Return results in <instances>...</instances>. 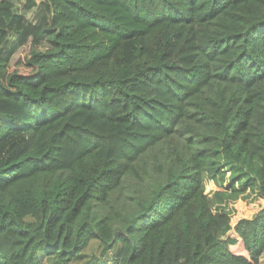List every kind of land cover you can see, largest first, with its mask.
<instances>
[{
	"label": "trees",
	"instance_id": "1",
	"mask_svg": "<svg viewBox=\"0 0 264 264\" xmlns=\"http://www.w3.org/2000/svg\"><path fill=\"white\" fill-rule=\"evenodd\" d=\"M263 254L264 0H0V264Z\"/></svg>",
	"mask_w": 264,
	"mask_h": 264
},
{
	"label": "rangeland",
	"instance_id": "2",
	"mask_svg": "<svg viewBox=\"0 0 264 264\" xmlns=\"http://www.w3.org/2000/svg\"><path fill=\"white\" fill-rule=\"evenodd\" d=\"M16 11L18 13H22V14L26 15L28 18L34 20L36 17L37 9L25 11L21 4L16 3ZM47 46H48V44L46 42H43L40 46L37 47V49L38 50H45L47 48ZM30 50H31V43H28L24 47L20 48L13 55V57L11 59L12 68L26 72L27 70L22 66L21 61L26 57L27 54H29ZM211 188H216V186H214L212 182L208 183L207 190H210ZM249 205H250V199H247V200L240 199L235 204H232L231 208H233L234 212H235L233 217H240L241 216V209H246ZM233 220H235V219H233ZM238 251H242V249H239ZM261 261L264 264V254L261 257Z\"/></svg>",
	"mask_w": 264,
	"mask_h": 264
}]
</instances>
